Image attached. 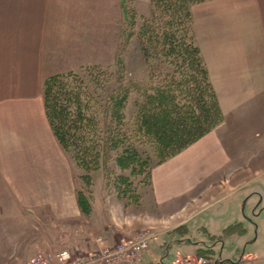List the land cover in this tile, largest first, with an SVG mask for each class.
Segmentation results:
<instances>
[{
    "label": "crops",
    "instance_id": "0c3cea01",
    "mask_svg": "<svg viewBox=\"0 0 264 264\" xmlns=\"http://www.w3.org/2000/svg\"><path fill=\"white\" fill-rule=\"evenodd\" d=\"M133 3L140 18L147 15L148 0ZM191 15L222 122L151 168L148 185L137 196L136 211H125L127 205L122 203L110 214L105 201L94 196L87 218L88 231L103 235L108 245L151 229L156 238L149 242L140 264L156 262L152 249L162 247L161 236L179 235L175 245L194 251L192 255L201 248L213 253L229 238L223 234L230 225L242 228L235 236L240 238L246 229L239 204L243 198L260 195L251 183L264 171V0H208L192 5ZM121 27L120 0H0V201H26L21 199L24 190L20 193L16 188L40 192L54 188L57 196L60 192L56 200L68 208L65 216L60 211L53 214L49 245L43 239L27 242L11 223L6 229L0 227V264L5 258L56 248V219L63 216L70 225L80 216L74 173L48 125L42 85L54 74L113 66ZM11 212L13 219L22 218L19 206ZM210 214L218 219L211 227L214 233L206 225L201 229L208 240H215L203 243L186 238L190 224ZM254 260L255 255L247 252L229 264H254Z\"/></svg>",
    "mask_w": 264,
    "mask_h": 264
},
{
    "label": "trees",
    "instance_id": "16d2710c",
    "mask_svg": "<svg viewBox=\"0 0 264 264\" xmlns=\"http://www.w3.org/2000/svg\"><path fill=\"white\" fill-rule=\"evenodd\" d=\"M204 1L208 0H148V13L135 32L133 0H120L119 48L136 36L148 70L146 81L126 78L119 53L109 73L104 69L111 66H86V77L73 71L44 80L42 99L50 130L87 184L96 171L109 180L114 167L131 175L151 165L152 157L160 164L222 122L193 29L191 7ZM133 93L137 99L129 112ZM77 203L83 213L90 212V202L81 192ZM237 227L228 226L223 236Z\"/></svg>",
    "mask_w": 264,
    "mask_h": 264
},
{
    "label": "rangeland",
    "instance_id": "374dc122",
    "mask_svg": "<svg viewBox=\"0 0 264 264\" xmlns=\"http://www.w3.org/2000/svg\"><path fill=\"white\" fill-rule=\"evenodd\" d=\"M136 20L137 22L134 27L135 32L140 25L141 18L138 16ZM118 51V55L123 63L125 76L128 80H148L147 66L141 56L136 36L132 35L127 40L125 45H122V50L118 48ZM113 70L114 66H111L109 69L105 68L104 72L107 71L109 73ZM75 73L81 77H86L88 75L84 67L75 71ZM134 99H137L136 93H133L131 96L129 104L130 109L128 110L129 112L133 108ZM65 156L69 169H71L74 173V176L71 177L73 178L72 182L74 183V196L80 216L75 217L74 220H70V225H67L63 216L56 219L58 223L56 229L59 231V237L56 241L58 245L56 248L44 250L40 249L34 253L28 254L25 257L23 256L22 258L20 254L17 256V258H5L2 260L4 262H1V264H28L31 258L39 253H49L63 249L68 250L73 258H82L90 253H97L102 247H107L109 249L113 248L122 241L121 239L115 244L108 245L103 235L88 231L87 218H89V215L92 211L91 204L93 202L94 196L100 197L103 201H105V210L110 214L114 213V210H116V205L118 207L122 205V203L125 204V206L127 205L125 211H136L137 196L142 189L147 187L148 173L150 172V168L153 167L152 165H155L157 162L156 158L152 157L151 165L148 166L147 164H144L138 168L134 174L131 175L129 170L121 171L117 167H114L115 174L114 176L112 175L113 177L108 175L109 177L111 176L109 180L105 179L101 171H96L91 175L90 184H87L79 177L81 169L71 163L69 157H67L66 154ZM254 188L260 192V195L257 197L255 195H250L249 198H243L239 204L241 221L243 222L244 228L246 229L243 236H240V238L235 237L241 233V229L240 227L234 228L233 233L231 232L227 235L229 238H227V240H225L222 245H217L213 249V253L210 251H198L194 255H192L194 251L190 249L185 250L183 247L175 245L177 243H175L174 240L178 238L179 235L176 234L171 237L161 236L160 242L162 247L159 248L155 245L152 249V252L155 253L156 260L154 264H171L176 254H190L192 257L201 256L207 260V264H213L216 261H222V264H229L230 261L233 262L241 259V255L247 252L253 253V255H255V260L253 261L254 264L262 263V261H264V171L259 172L253 177L251 189ZM38 189L39 188H29L27 191V188H16V190L20 191V193L22 190L27 193L25 194L23 192L24 194L21 196V199L26 201L18 202L17 204H6L0 201V227H3L4 225L3 228L6 229L10 227L11 223L14 225V227L23 232L22 236H25L22 238L27 242L29 240L30 242L34 241L36 243V240L43 239V242L47 243L51 240V229L49 222L50 220H54L52 219L54 218L53 214L56 213V211H60V214L62 213V215L65 216L68 208H66V203H63L62 201L58 202L56 200L57 197L60 196V192L57 196L54 188H41V192ZM78 192H81V194L87 198L88 202H90V212L88 214L83 213L78 206ZM30 197L35 200L29 202L31 200ZM36 198L41 199V201L35 202ZM16 205L21 209L20 216H22V218H19L17 215L13 219L14 215L11 211ZM15 213H18V210H16ZM4 215H7V217L9 216V219L7 217L5 218ZM201 217H199L200 219L197 218L193 222L198 224H190V233L186 238L190 239L191 242L201 241L203 243H212L215 239L209 238L208 240V236L207 234H204V231L201 229V225H206L209 227L207 231L212 234L214 233L213 225L217 223L218 219L215 217L213 218L211 214L206 217ZM140 231H148L149 233H153L151 229L144 228L125 238L133 237ZM99 237L102 239L101 242L97 241V238ZM87 242H91V246H89L90 244ZM187 244H189V242ZM85 246L90 247L89 250H86L87 248ZM151 246L152 245H150V247ZM146 250H148V248ZM145 258L149 260L147 255ZM144 260L145 259H143V261Z\"/></svg>",
    "mask_w": 264,
    "mask_h": 264
},
{
    "label": "built area",
    "instance_id": "2783aa9c",
    "mask_svg": "<svg viewBox=\"0 0 264 264\" xmlns=\"http://www.w3.org/2000/svg\"><path fill=\"white\" fill-rule=\"evenodd\" d=\"M156 235L140 231L133 237L123 238L113 248L102 247L97 253H90L82 258H73L66 249L39 253L32 257L28 264H140L142 253ZM101 237L97 238L101 242ZM171 264H207L201 256H181L177 254Z\"/></svg>",
    "mask_w": 264,
    "mask_h": 264
},
{
    "label": "water",
    "instance_id": "95a60500",
    "mask_svg": "<svg viewBox=\"0 0 264 264\" xmlns=\"http://www.w3.org/2000/svg\"><path fill=\"white\" fill-rule=\"evenodd\" d=\"M244 203V202H243ZM205 245V244H204Z\"/></svg>",
    "mask_w": 264,
    "mask_h": 264
}]
</instances>
